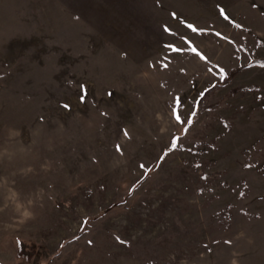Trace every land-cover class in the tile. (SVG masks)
<instances>
[{
  "label": "rangeland",
  "instance_id": "374dc122",
  "mask_svg": "<svg viewBox=\"0 0 264 264\" xmlns=\"http://www.w3.org/2000/svg\"><path fill=\"white\" fill-rule=\"evenodd\" d=\"M0 264H264V0H0Z\"/></svg>",
  "mask_w": 264,
  "mask_h": 264
},
{
  "label": "snow or ice",
  "instance_id": "6c2138e0",
  "mask_svg": "<svg viewBox=\"0 0 264 264\" xmlns=\"http://www.w3.org/2000/svg\"><path fill=\"white\" fill-rule=\"evenodd\" d=\"M221 15H224V11L221 10ZM225 18L227 19V17L225 16ZM188 28L193 31V32H202L203 30L202 29H197L196 27H194L193 25H188ZM166 31H169V29H165ZM215 35L217 36H220V33H216ZM181 39L185 40V43L188 45L189 47V50L194 53L195 55H197L201 60H204V61H207V57L205 55H203L202 53L199 52V50L192 44L191 41L187 40L186 37H181ZM172 51H176V52H181L183 51L184 49H181V48H177V47H174L172 45H169L168 46ZM164 67H167V65H164ZM209 72L212 71L211 68L208 69ZM221 71V74H223V69L220 70ZM109 95H111V93H109ZM201 96H203V93H201ZM83 99V97H82ZM65 107L67 108L68 106L65 105ZM184 105H183V98L182 97H175L174 98V102H173V108H172V116L173 118L176 120V122L178 124H181V125H188V127H185L184 128V132L187 133L189 130H190V126L192 124V118L196 115V111L193 110L192 112H190L187 116V118H185L183 116V113H182V109H183ZM125 136L128 135V133L125 131L124 133ZM180 140V137H174L173 140L171 141V145H170V148L171 149H175L177 146H178V142ZM116 151L117 152H122V148L120 145H117L116 146ZM166 154V153H165ZM141 168L145 167L144 165H141L140 166ZM84 223H87V221H85Z\"/></svg>",
  "mask_w": 264,
  "mask_h": 264
},
{
  "label": "trees",
  "instance_id": "16d2710c",
  "mask_svg": "<svg viewBox=\"0 0 264 264\" xmlns=\"http://www.w3.org/2000/svg\"><path fill=\"white\" fill-rule=\"evenodd\" d=\"M19 249H20L19 254L25 256L27 259H31L35 254V247L34 246H32V249L29 250V248L26 247V245L21 243L19 246Z\"/></svg>",
  "mask_w": 264,
  "mask_h": 264
}]
</instances>
